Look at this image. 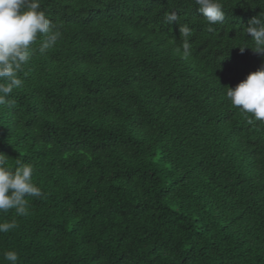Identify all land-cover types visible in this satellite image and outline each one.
Segmentation results:
<instances>
[{
	"label": "trees",
	"instance_id": "trees-1",
	"mask_svg": "<svg viewBox=\"0 0 264 264\" xmlns=\"http://www.w3.org/2000/svg\"><path fill=\"white\" fill-rule=\"evenodd\" d=\"M220 2L214 31L191 26L194 0H40L61 37L44 54L38 38L0 105V153L32 164L44 195L26 216L0 213L17 224L0 264L8 250L18 264H264V122L225 87L264 66L239 48L264 0ZM129 24L147 35L133 50L112 31Z\"/></svg>",
	"mask_w": 264,
	"mask_h": 264
},
{
	"label": "clouds",
	"instance_id": "clouds-1",
	"mask_svg": "<svg viewBox=\"0 0 264 264\" xmlns=\"http://www.w3.org/2000/svg\"><path fill=\"white\" fill-rule=\"evenodd\" d=\"M197 13L196 20L191 26L198 28L200 22L205 21L208 26L204 28L214 30L225 20V13L220 0H194ZM119 20L117 16H110L107 20ZM106 20V21H107ZM178 16L175 12H169L166 21L169 24L176 23ZM211 26V27H210ZM103 29L98 28L99 33ZM245 35H250L251 45L239 47L243 52L245 48H250L254 53L264 55V14L252 17L248 25L243 28ZM117 32V38L125 39L133 37L132 47L147 35L137 33L136 25L129 24L127 29ZM112 31L102 32L103 38L109 36V41L113 38ZM179 32L183 37V45L176 47L178 55L187 57L190 52L189 37L193 35L192 29L187 25L179 27ZM42 37L39 42L38 51L44 54L48 49L55 46L61 32L47 17L46 13L40 9V0H0V105L10 106L8 97L14 89L23 86L24 81L20 74L24 71V66L30 62L33 55V45ZM170 40V38H168ZM216 56L226 57L225 50H215ZM79 54L76 53L74 60ZM73 66V65H72ZM174 69V70H173ZM173 70L177 76L175 68ZM247 69V68H246ZM236 72L237 84L235 87H226V98L232 106L237 107L241 112L250 114L256 121L264 122V66L258 70H243L244 80L239 77V69ZM243 75V74H242ZM234 76V77H235ZM202 81V79H200ZM211 83V82H210ZM252 123V119H249ZM250 152H255L254 147ZM16 166L10 167L8 157L0 153V213L14 212L15 216H26L29 211V198H42L44 193L33 181L34 166L22 160L15 161ZM15 220L0 221V234L8 233L15 229ZM4 259L9 264H18V253L8 250L3 253Z\"/></svg>",
	"mask_w": 264,
	"mask_h": 264
}]
</instances>
